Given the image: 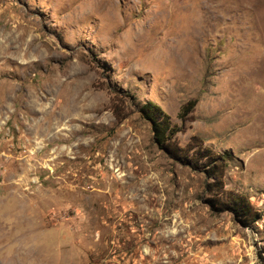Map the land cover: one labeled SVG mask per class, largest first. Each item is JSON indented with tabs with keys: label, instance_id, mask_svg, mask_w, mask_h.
Listing matches in <instances>:
<instances>
[{
	"label": "rangeland",
	"instance_id": "obj_1",
	"mask_svg": "<svg viewBox=\"0 0 264 264\" xmlns=\"http://www.w3.org/2000/svg\"><path fill=\"white\" fill-rule=\"evenodd\" d=\"M0 264H264V0H0Z\"/></svg>",
	"mask_w": 264,
	"mask_h": 264
},
{
	"label": "trees",
	"instance_id": "obj_2",
	"mask_svg": "<svg viewBox=\"0 0 264 264\" xmlns=\"http://www.w3.org/2000/svg\"><path fill=\"white\" fill-rule=\"evenodd\" d=\"M112 90L114 92L112 111L119 120L128 117L127 112L122 110V101H125L126 97H128L135 104L134 106L136 111L140 114V116L151 122L155 140L160 148L167 149L172 157L182 159L186 163L192 160V157L189 155V151L192 150L194 144H190V146L185 147L177 144V135L180 131H182V128L175 129L172 127L168 113L164 111L160 104L152 100H148L145 103L140 104L136 102L134 94L127 93L126 90L122 89L112 88ZM197 103V99H192L184 107H182L179 116L183 121L187 119L188 115L194 110ZM210 149L211 148H209V146H206L204 154L206 156L207 154L209 155L208 157L210 161L214 158V161L211 162L212 169L208 172V175L210 177L217 175L216 183L223 182L218 176L217 168L221 165V162H224L227 159V156L223 154L214 155ZM199 161L200 160H196L193 163V167H198ZM218 191L219 190H216L214 193L215 197L213 199H209L211 206L215 210H229L245 223H253L262 218V212L254 207L245 193L232 192L233 190H231L228 192V197H225L222 201H218L216 196L217 194H221Z\"/></svg>",
	"mask_w": 264,
	"mask_h": 264
}]
</instances>
